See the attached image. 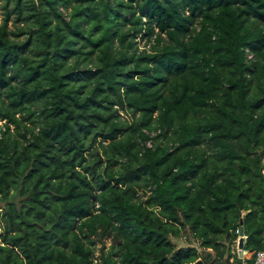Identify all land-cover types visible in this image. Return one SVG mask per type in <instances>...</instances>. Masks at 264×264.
<instances>
[{
  "label": "trees",
  "instance_id": "obj_1",
  "mask_svg": "<svg viewBox=\"0 0 264 264\" xmlns=\"http://www.w3.org/2000/svg\"><path fill=\"white\" fill-rule=\"evenodd\" d=\"M1 13L0 264H235L241 220L255 263L264 0H0Z\"/></svg>",
  "mask_w": 264,
  "mask_h": 264
},
{
  "label": "rangeland",
  "instance_id": "obj_2",
  "mask_svg": "<svg viewBox=\"0 0 264 264\" xmlns=\"http://www.w3.org/2000/svg\"><path fill=\"white\" fill-rule=\"evenodd\" d=\"M1 18H0V22H2V18H3V13H1ZM10 28H13V23H12V21L10 22V26H9ZM24 37H22L21 39H23ZM138 42H139V49H140V51L141 50H143V49H146V50H149V44L148 43H146V41L145 40H141V39H139L138 40ZM123 114H125V113H123ZM124 116V119L125 120H127V121H132V118H131V115H127V114H125V115H123ZM99 155H101L100 153H99ZM102 162H104V159L102 160ZM190 238H188V237H186L185 238V236L184 237H182V239L181 240H178V241H176V244H177V246L179 247V248H184V247H187V246H189V243H190V240H189ZM106 243H107V249L110 247V241L108 240V241H106ZM191 245L193 246H197V243H191ZM197 248H199V246H197ZM232 252H233V254L234 255H237V253H238V250H237V241H236V243L235 244H233L232 245ZM238 256V255H237ZM97 257H99V254L97 253ZM231 262L233 263V259L231 260ZM95 263H97V262H95Z\"/></svg>",
  "mask_w": 264,
  "mask_h": 264
},
{
  "label": "water",
  "instance_id": "obj_3",
  "mask_svg": "<svg viewBox=\"0 0 264 264\" xmlns=\"http://www.w3.org/2000/svg\"><path fill=\"white\" fill-rule=\"evenodd\" d=\"M103 159H100V162ZM245 243H246V238H245V232H244V221H240V237L238 238L237 241V250H238V258L235 262V264H245L244 259L247 254V252L244 250L245 249ZM212 264H233L232 262H227V261H221V262H213Z\"/></svg>",
  "mask_w": 264,
  "mask_h": 264
},
{
  "label": "built area",
  "instance_id": "obj_4",
  "mask_svg": "<svg viewBox=\"0 0 264 264\" xmlns=\"http://www.w3.org/2000/svg\"><path fill=\"white\" fill-rule=\"evenodd\" d=\"M249 54V53H248ZM249 59H251L253 56L252 54L248 55ZM3 125V123H0V127ZM148 147H151V142L147 144ZM96 208H99V204L96 205ZM238 238L240 237V228L237 230ZM247 239V237L245 236ZM254 264H264V251H260L257 253L256 260Z\"/></svg>",
  "mask_w": 264,
  "mask_h": 264
}]
</instances>
